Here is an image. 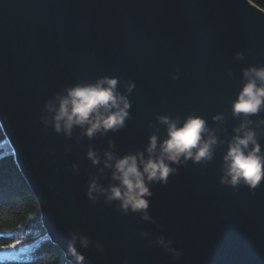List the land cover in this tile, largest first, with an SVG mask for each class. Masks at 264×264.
Returning <instances> with one entry per match:
<instances>
[{
	"label": "water",
	"instance_id": "obj_1",
	"mask_svg": "<svg viewBox=\"0 0 264 264\" xmlns=\"http://www.w3.org/2000/svg\"><path fill=\"white\" fill-rule=\"evenodd\" d=\"M248 1L254 7L246 0H0V127L48 237L70 264L76 261L67 254L69 231L92 242L87 251L78 248L84 264H264V182L254 193L220 185L224 147L212 163L189 162L166 186L151 188L154 223L85 195L97 172L86 159L89 145L102 152L111 139L120 155L143 149L157 115L195 113L225 128L221 139L231 136L241 69L264 65V9ZM102 76L135 81L132 119L123 130L77 143L78 130L67 140L44 129L48 99ZM218 113L227 115L225 125L212 124ZM141 232L170 239L182 256L176 261L149 247Z\"/></svg>",
	"mask_w": 264,
	"mask_h": 264
},
{
	"label": "clouds",
	"instance_id": "obj_2",
	"mask_svg": "<svg viewBox=\"0 0 264 264\" xmlns=\"http://www.w3.org/2000/svg\"><path fill=\"white\" fill-rule=\"evenodd\" d=\"M244 52H236V60L244 59ZM232 72H227L229 78ZM241 87L231 104V117L239 123L232 128V134L221 139L222 127H212L208 121L195 113L186 116L160 114L143 149H136L120 155L115 143L109 139L105 150L97 151L91 144L86 159L97 169L88 180L85 195L93 204L101 198L105 205H115V211L122 215H138L144 222L154 223L149 213L151 188L168 184L171 176L191 162L206 166L215 159L218 148L224 147L218 170L219 184L238 192L242 187L254 193L264 182V65H250L241 69ZM172 79H179L174 73ZM136 88L135 81L122 80L118 76H102L94 81H80L65 87L48 99L42 109L40 123L44 129L51 128L57 135L71 140L78 130L76 142L83 139L93 141L115 134L126 127L132 119V103L129 96ZM213 125H225L227 115L218 113L211 118ZM163 126L165 135L160 136ZM66 146L65 151H70ZM72 172L79 174V167L72 165ZM107 180V186L101 183ZM67 254L76 264H84L86 257L78 248L87 251L92 242L79 231H69ZM141 239L148 241L169 253L178 261L182 252L172 246L163 235L155 240L149 233L141 232ZM98 252L104 246L97 242ZM127 264V261H124Z\"/></svg>",
	"mask_w": 264,
	"mask_h": 264
},
{
	"label": "trees",
	"instance_id": "obj_3",
	"mask_svg": "<svg viewBox=\"0 0 264 264\" xmlns=\"http://www.w3.org/2000/svg\"><path fill=\"white\" fill-rule=\"evenodd\" d=\"M264 9V0H251ZM16 244L15 248L8 247ZM0 264H70L47 235L37 199L0 127Z\"/></svg>",
	"mask_w": 264,
	"mask_h": 264
},
{
	"label": "bare ground",
	"instance_id": "obj_4",
	"mask_svg": "<svg viewBox=\"0 0 264 264\" xmlns=\"http://www.w3.org/2000/svg\"><path fill=\"white\" fill-rule=\"evenodd\" d=\"M247 1V5L249 6V7H254V5L250 2V1H248V0H246Z\"/></svg>",
	"mask_w": 264,
	"mask_h": 264
},
{
	"label": "snow or ice",
	"instance_id": "obj_5",
	"mask_svg": "<svg viewBox=\"0 0 264 264\" xmlns=\"http://www.w3.org/2000/svg\"><path fill=\"white\" fill-rule=\"evenodd\" d=\"M17 245L16 244H11V245H9L8 247H10V248H15Z\"/></svg>",
	"mask_w": 264,
	"mask_h": 264
}]
</instances>
